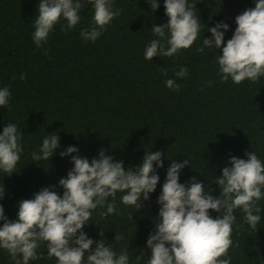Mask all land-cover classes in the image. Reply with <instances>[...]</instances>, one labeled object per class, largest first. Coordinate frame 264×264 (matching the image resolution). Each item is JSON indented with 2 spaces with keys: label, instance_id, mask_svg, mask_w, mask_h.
Masks as SVG:
<instances>
[{
  "label": "trees",
  "instance_id": "16d2710c",
  "mask_svg": "<svg viewBox=\"0 0 264 264\" xmlns=\"http://www.w3.org/2000/svg\"><path fill=\"white\" fill-rule=\"evenodd\" d=\"M189 2L196 5L193 10L201 22L197 40L173 57L158 54L146 60V46L157 39L151 28L169 19L165 0H158L155 12L147 0H114L121 15L95 42L81 37V30L92 26L94 11L87 5L75 29L65 32L67 22L61 19L39 48L32 34L40 0H0V88L7 86L12 93L10 110L0 106V134L10 122L24 133L16 172L7 175L0 170V187L6 190L0 203L9 219H17L22 199L34 198L44 187L56 185L53 190L63 194L59 180L74 167L70 156H60L68 146H77L79 154L89 160L106 149L108 155L124 162L125 169L133 170L146 152L162 151L164 167L157 169L160 181L142 209L124 205V193L117 192V214L105 217L101 213L106 207H98L83 229L90 238L111 244L117 253L127 248L130 264H147L151 256L147 239L159 220L157 199L173 159L190 161L181 171V183L195 177L217 198L221 189L214 179L230 166L231 156L246 159V153L254 151L264 162V76L258 82L246 79L235 84L229 78L222 83L217 62L222 48L197 51L203 39L212 36L208 29L217 22L230 26L225 43L232 38L235 17L254 8L256 0ZM182 66L189 69L183 79L175 76ZM20 73L27 78L20 80ZM166 79L175 80L181 89H169ZM209 81L214 83L208 86ZM52 134L60 136L61 147L48 161H32V152ZM259 206L258 230L244 222L242 210H234L231 264H264V198ZM209 212L213 218L223 215V211ZM117 233H123L124 239L115 240ZM37 251L43 258L29 264H58L55 257L47 256L45 242ZM137 255L141 256L138 262ZM0 264H15L2 248Z\"/></svg>",
  "mask_w": 264,
  "mask_h": 264
},
{
  "label": "clouds",
  "instance_id": "9594fccd",
  "mask_svg": "<svg viewBox=\"0 0 264 264\" xmlns=\"http://www.w3.org/2000/svg\"><path fill=\"white\" fill-rule=\"evenodd\" d=\"M147 2L153 12L160 7L158 0ZM87 5H91L94 15L90 30H81V37L86 41L95 42L122 11L115 7L114 0H40L32 34L37 47L48 41L49 34L61 19L67 22L63 26L65 32L75 29L81 21V11ZM164 7L169 19L167 23L151 28L157 39L146 46V60H152L158 54L173 57L182 49L190 48L198 38L201 22L193 10L196 5L189 0H165ZM235 22L237 27L226 43L225 32L230 26L220 21L208 29L212 36L205 37L197 51L203 53L206 48L209 51L222 48V55L217 57L222 83L229 78L235 84L246 79L258 82L264 76V0H256L255 7L237 15ZM188 73L189 69L182 66L175 76L183 79ZM26 78L25 73L19 74L20 80ZM212 83L209 81L208 86ZM165 84L176 91L182 87L173 79H166ZM11 95L9 87L0 88V106L10 110ZM23 134L11 122L0 134V170L7 175L16 172L24 151ZM60 140L57 134L46 136L38 151L32 152V161L50 160L61 147ZM163 155L162 151L146 152L142 163L133 170L132 167L125 169L124 162L108 155L106 149L89 160L79 154L77 146H68L60 156H70L74 167L67 177L59 180V186L64 189L62 195L53 190L56 185L42 188L34 198L18 203L16 220L5 215L0 203V221H3L0 248L7 251L15 264L42 259L43 254L37 251L41 242L46 243L47 256L55 257L58 264H130L127 248L117 253L111 244L90 238L83 229L98 207H106L101 213L105 217L117 214V192L124 193L121 197L124 205L133 206L135 211L142 209L144 201L156 191L160 181L157 169L164 167ZM246 157L231 156L230 166L224 167L222 176L214 179L221 189L218 198L211 194L212 190L205 191V184L195 177L181 183V171L190 161L172 160L157 199L161 206L159 220L147 239V247L151 249L147 264H231L229 249L233 246V225L237 219L234 210H242L244 222L252 230H258L261 222L259 201L264 198V162L254 151L247 152ZM5 193V188L0 187V199ZM210 209L218 213L223 211V215L213 218ZM236 227L241 226L237 224ZM123 239V233L116 234L115 240ZM93 244H96L94 249ZM140 259L137 255V262Z\"/></svg>",
  "mask_w": 264,
  "mask_h": 264
}]
</instances>
